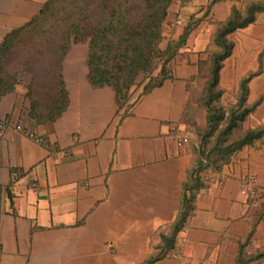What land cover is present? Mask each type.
<instances>
[{
	"label": "crops",
	"instance_id": "1",
	"mask_svg": "<svg viewBox=\"0 0 264 264\" xmlns=\"http://www.w3.org/2000/svg\"><path fill=\"white\" fill-rule=\"evenodd\" d=\"M49 0H0V45L24 27ZM264 0H173L164 30L179 40L194 15L202 18L169 64V77L144 94L141 75L122 108L110 87L88 80V44H73L63 62L68 106L54 122L31 117L22 81L0 100V264H143L180 209L182 184L194 155L176 132L193 118L190 83L216 26L233 7ZM211 5L210 10L208 6ZM164 28V29H165ZM235 49L225 61L221 85L233 91L264 53V13L230 35ZM264 96V72L249 84V100ZM264 125V99L248 127ZM17 126H22L21 130ZM190 132V131H189ZM193 135V134H192ZM40 137L37 142L33 137ZM250 176L264 187V143L244 148L219 173H211L195 211L178 234L180 252L154 264H233L253 219L242 193ZM182 239H185L182 241ZM264 251V219L246 247ZM248 264H264V258Z\"/></svg>",
	"mask_w": 264,
	"mask_h": 264
},
{
	"label": "trees",
	"instance_id": "2",
	"mask_svg": "<svg viewBox=\"0 0 264 264\" xmlns=\"http://www.w3.org/2000/svg\"><path fill=\"white\" fill-rule=\"evenodd\" d=\"M217 0H213V3ZM173 0H49L39 14L24 27L11 32L0 45V100L22 83L18 70L9 71L5 59L21 42L37 36L49 42L51 63L38 65L30 72L27 96L31 101V117L36 124L56 121L69 102L63 77V62L73 44H88V80L95 88L110 87L116 93L120 108L130 100L141 75L148 79L143 93L161 86L169 77V64L186 45L191 32L202 18L192 16L179 40H165L164 28ZM211 5L208 6L210 10ZM259 13H264V1L248 4L244 9L233 7L230 16L219 22L212 36L216 50L198 64V76L207 77L206 123L199 125L188 114L186 129L197 139L189 142L194 155L192 167L182 184L180 209L168 231L159 233V244L143 264H154L180 252L178 234L188 224L195 211L198 194L209 184L211 173H219L232 157L244 148L257 149L264 143V125L243 131V125L262 103L260 98L246 105L249 84L264 72L263 60L257 71H251L240 83V104L226 117L217 105L223 96L221 72L224 62L232 55L235 43L231 34L253 24ZM196 79L193 80V84ZM191 93H190V105ZM264 207V203L262 206ZM264 213L251 223L248 239L239 244L233 264H248L264 258V251L246 252Z\"/></svg>",
	"mask_w": 264,
	"mask_h": 264
},
{
	"label": "rangeland",
	"instance_id": "3",
	"mask_svg": "<svg viewBox=\"0 0 264 264\" xmlns=\"http://www.w3.org/2000/svg\"><path fill=\"white\" fill-rule=\"evenodd\" d=\"M198 18H200V17H198ZM167 29L170 30L169 32H172V30L174 29V26L169 25L168 28H165V30H167ZM164 36H165V40L168 39V37L165 34H164ZM229 38H230V36H229ZM164 43H166V42H163V45H164ZM49 46H50L49 42H46L44 39L38 38L37 36L26 37L21 42V44L17 48H15L13 53L5 59V65L7 66L9 71L18 70L20 72V78L22 79V81L25 82L26 84H28V82L30 80V72L33 68H36L38 65H41V64L45 66V64L52 62V60L50 59L51 56L49 53ZM234 49H235V47H234ZM214 50H216V46L212 43V38H211L209 45L206 47V49L204 51V53L207 56V58H205L204 61L209 58L210 53ZM233 52H234V50H233ZM261 59L263 60V65H264V53L260 54V57L258 60L259 67H260V60ZM224 67H225V62H224ZM224 67H223V69H224ZM259 67H258V69H259ZM223 69H222V71H223ZM242 78H241V80H242ZM241 80L239 81L238 86H236L233 91H228L221 85L222 88L224 89V93H223V96L221 97L220 101L218 102L219 104H217V105L223 107L225 114H226V117L229 116L230 112L233 109H236L239 107V104H240L239 88H240ZM220 84H221V81H220ZM190 93H191V101H192L191 105L194 108L192 119L197 124L203 126L206 123V112H207L206 108L203 106L205 97L207 95V77L198 76L197 80L193 84H191V86H190ZM260 98L262 99V102H263V99H264L263 95L259 96L254 101H250L249 100V93H248L246 105H252L256 101H258ZM257 109H256V111H257ZM256 111L252 115H250L249 118L247 119V121L244 123L243 131L250 130V128L248 127V121L256 113ZM191 133L193 134L192 131H191ZM197 136H195V134H193L194 139H197Z\"/></svg>",
	"mask_w": 264,
	"mask_h": 264
},
{
	"label": "built area",
	"instance_id": "4",
	"mask_svg": "<svg viewBox=\"0 0 264 264\" xmlns=\"http://www.w3.org/2000/svg\"><path fill=\"white\" fill-rule=\"evenodd\" d=\"M8 126L4 122H0V129L6 130ZM18 130L22 129V126H17ZM35 140L37 142H41L40 137H35ZM176 137L178 138V141L181 144H188L191 139L193 138V135L189 131L176 132ZM242 193L249 198H251V208L252 209H259L262 206V203H264V187L260 186L258 183V179L255 176H250L246 178L242 184ZM185 239H182L184 241Z\"/></svg>",
	"mask_w": 264,
	"mask_h": 264
}]
</instances>
